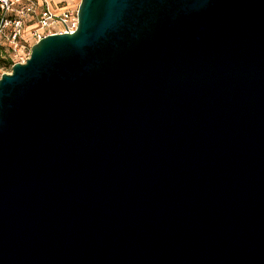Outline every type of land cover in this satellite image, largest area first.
<instances>
[{
    "label": "water",
    "instance_id": "obj_1",
    "mask_svg": "<svg viewBox=\"0 0 264 264\" xmlns=\"http://www.w3.org/2000/svg\"><path fill=\"white\" fill-rule=\"evenodd\" d=\"M0 75V264H264V0H79Z\"/></svg>",
    "mask_w": 264,
    "mask_h": 264
},
{
    "label": "built area",
    "instance_id": "obj_2",
    "mask_svg": "<svg viewBox=\"0 0 264 264\" xmlns=\"http://www.w3.org/2000/svg\"><path fill=\"white\" fill-rule=\"evenodd\" d=\"M51 0H0L1 39L17 47L33 45L41 38L54 33L73 32L78 23L77 7L56 2L53 10ZM27 30V36L24 32ZM29 56H26V58ZM25 58L14 62H24ZM12 63V64H13Z\"/></svg>",
    "mask_w": 264,
    "mask_h": 264
},
{
    "label": "rangeland",
    "instance_id": "obj_3",
    "mask_svg": "<svg viewBox=\"0 0 264 264\" xmlns=\"http://www.w3.org/2000/svg\"><path fill=\"white\" fill-rule=\"evenodd\" d=\"M56 2H65L67 6L77 7L79 0H53L50 3L52 9L54 8L53 4H55ZM24 35V37L27 36V30L24 32ZM1 41L2 44L0 45V58L2 59L10 58L12 61H15L20 58L26 59V56L28 55V53H30L31 44L25 47L19 46L16 48V50H14V46L11 45L7 40L1 39ZM10 70L11 66L0 65V75L1 73L9 72Z\"/></svg>",
    "mask_w": 264,
    "mask_h": 264
},
{
    "label": "trees",
    "instance_id": "obj_4",
    "mask_svg": "<svg viewBox=\"0 0 264 264\" xmlns=\"http://www.w3.org/2000/svg\"><path fill=\"white\" fill-rule=\"evenodd\" d=\"M13 61L10 58L2 59L0 58V65L11 66Z\"/></svg>",
    "mask_w": 264,
    "mask_h": 264
},
{
    "label": "crops",
    "instance_id": "obj_5",
    "mask_svg": "<svg viewBox=\"0 0 264 264\" xmlns=\"http://www.w3.org/2000/svg\"><path fill=\"white\" fill-rule=\"evenodd\" d=\"M51 1H53V0H51ZM51 3V2H50ZM53 7H54V9L56 8V5L55 4H53Z\"/></svg>",
    "mask_w": 264,
    "mask_h": 264
}]
</instances>
